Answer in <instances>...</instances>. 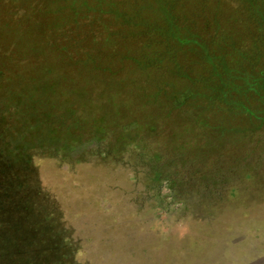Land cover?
Masks as SVG:
<instances>
[{"label": "rangeland", "instance_id": "374dc122", "mask_svg": "<svg viewBox=\"0 0 264 264\" xmlns=\"http://www.w3.org/2000/svg\"><path fill=\"white\" fill-rule=\"evenodd\" d=\"M208 1L213 10H180L185 21L202 29L218 16L242 31L240 0H221L222 13ZM24 11L0 0V27ZM80 23L67 37L79 41L66 73L77 90L34 105L29 76L16 75L40 61L0 42V264H264V125L239 110L208 115L203 96L148 118L155 99L143 107L136 87L117 84L127 65L101 66L113 91L88 88L78 60L94 46L82 40L106 29Z\"/></svg>", "mask_w": 264, "mask_h": 264}, {"label": "trees", "instance_id": "16d2710c", "mask_svg": "<svg viewBox=\"0 0 264 264\" xmlns=\"http://www.w3.org/2000/svg\"><path fill=\"white\" fill-rule=\"evenodd\" d=\"M6 2L23 7V11L30 3L27 10L29 12L31 8L33 12L29 17L31 14L25 10L16 20L13 19L14 29L10 28V21L0 27V42L12 43L22 59L40 61L34 65L31 63L28 72L16 75L20 79L29 76L32 82L23 88L29 95L26 101L30 104H36L38 96L56 93L58 89H65L67 95L77 90L75 80L66 73L73 68L68 62L75 61L70 60L68 52H72L79 41L74 35V39L67 37L79 30L81 21H86L93 29L99 24L106 29L102 39H92L89 35L82 40L85 45L94 46L78 60V65L83 67L82 80L88 88L97 92L102 90L99 92L102 94L113 91L120 83L136 87L133 93L137 90L143 97L139 105L144 107L152 101L149 99H155L151 107L155 114L150 113L148 118L156 115L158 119L159 115L181 109L179 101H184L181 107L190 106V101L203 96L208 115L218 110L222 113L239 110L242 116L264 125V0H240L238 9L241 11H233L234 14H246L241 23L236 17V24L242 29L240 33H235L237 28L221 26L218 16L202 29L195 28L194 21H185V14L180 10L212 9L215 4L208 0L191 2L192 6H186L182 0ZM216 3L221 13L223 7H229L228 2L217 0ZM218 11L215 10L217 15ZM103 17H106L105 21L101 20ZM229 17L231 23L233 17ZM105 49L110 51L109 56L103 53ZM122 50L125 51L123 55ZM9 55L12 57L15 52ZM107 62L129 66L126 78L120 82L110 80L106 84L107 80H103L100 72L103 71L101 66ZM200 63L203 66L194 70V66ZM106 71L109 70L103 72ZM147 76L149 80H144ZM67 81L70 87L75 86L73 92L68 93ZM195 85L200 87L193 88ZM9 102L14 106L13 101L9 99ZM207 116L205 126L208 127L211 125Z\"/></svg>", "mask_w": 264, "mask_h": 264}]
</instances>
